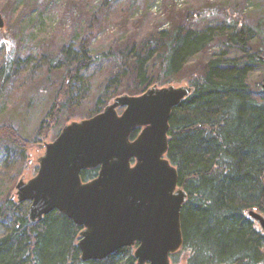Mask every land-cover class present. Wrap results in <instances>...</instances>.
<instances>
[{"label":"trees","instance_id":"obj_1","mask_svg":"<svg viewBox=\"0 0 264 264\" xmlns=\"http://www.w3.org/2000/svg\"><path fill=\"white\" fill-rule=\"evenodd\" d=\"M56 1L38 0L21 18L38 11L42 16ZM247 1L239 0L234 6L237 17L229 24L231 32L216 39L211 32L200 33L195 28L191 11L173 8L166 14L171 26L168 31L155 30L147 37L125 42L113 38L99 56L91 55L93 42L103 25L111 22L109 14L116 0H102L101 9L95 12L77 15V11L68 10L75 25L86 23L81 37L52 36L43 41L36 54L15 65L0 58L3 81L14 74L25 83L36 71L43 77L57 72L63 76L58 96L35 139H24L8 123L0 127V142L10 143L12 150L19 149L20 158L25 159L31 146L56 139L54 129L71 120L61 122L62 113L69 107L70 116L83 120L103 112L117 96H137L154 85L185 80L193 93L173 110L168 133L167 158L176 167L179 186L188 195L181 213L183 246L171 255L172 264H264V232L248 215L250 211L264 215V91L261 84L254 89L248 83L249 73L257 65L264 66V24L256 33L245 23ZM119 12V19L127 16ZM214 42L226 50L208 59ZM230 52L240 57L230 58ZM200 55L203 60L193 62ZM102 64L112 65L114 72L110 71L102 94L85 113L81 102H87L95 69ZM74 86L79 90L77 99L69 96ZM70 101L73 104L68 106ZM139 132L135 131L131 139ZM97 176L98 169L81 174L83 182ZM28 208L29 203H15L10 196L0 203V264L137 263L134 248H123L102 261L82 262L77 246L82 228L58 211L33 225Z\"/></svg>","mask_w":264,"mask_h":264},{"label":"water","instance_id":"obj_2","mask_svg":"<svg viewBox=\"0 0 264 264\" xmlns=\"http://www.w3.org/2000/svg\"><path fill=\"white\" fill-rule=\"evenodd\" d=\"M5 24L0 14V29ZM192 91L189 85H155L65 125L40 147L37 175L16 184L18 204L30 203L29 221L36 225L58 211L81 227L82 262L135 248L136 264H172L171 255L183 246L181 213L188 195L167 158L168 132L173 109ZM92 169H99L98 176L83 182L82 172ZM250 216L264 232V217Z\"/></svg>","mask_w":264,"mask_h":264},{"label":"rangeland","instance_id":"obj_3","mask_svg":"<svg viewBox=\"0 0 264 264\" xmlns=\"http://www.w3.org/2000/svg\"><path fill=\"white\" fill-rule=\"evenodd\" d=\"M36 1L38 0L11 2L0 0V14L6 22L5 27L0 29V58H5L9 62L14 61L13 65L31 54H36L37 50L42 47L43 41L52 36L81 37V28L86 23L83 21L75 25L72 19L73 14L69 15L68 10H75L79 15L82 11L95 12L102 7V0H57V4L51 5L42 16L38 11L21 18L22 13L26 12L29 6ZM238 2L239 0H116L109 14L111 22L101 28L98 38L93 42L91 55L99 56L102 51L107 50L113 43V38L125 42L129 39L147 37L155 30L168 31L171 26L166 14L173 8L180 12L191 11L194 14V21L196 20L195 28L200 33L211 32L216 39L220 35L231 32L229 24L233 21L232 17H237L234 6ZM58 5L62 8H56ZM243 10V20L248 27L256 33L260 32L259 29H262L261 25L264 24V0H248ZM119 11H122V14L126 12L127 16L122 15L119 19ZM82 16H86L85 12ZM106 37L110 38L106 40ZM225 50V47L214 42L208 59ZM227 54L230 58L240 57L237 52ZM200 60H203L201 55L197 56L193 62ZM95 70L96 75L90 96L86 103L81 102L85 113L90 112L97 98L102 94L110 71L114 72L112 65L108 64H102L101 67L97 65ZM39 73L36 71L34 78H30L25 83L14 77V74L5 81L0 77V127L4 124H12L21 132L24 139L30 141L35 139L63 82V76L58 72L47 76L43 69L42 73L46 74L45 77L40 76ZM248 82L254 89L264 82V66L257 65L248 75ZM174 85L182 86L188 83L183 80ZM78 91V86H74L70 89L69 96L77 99ZM75 98L73 102L77 105ZM73 102L70 101L68 106H71ZM69 108L62 113L61 122L65 119H71L67 124L81 121L69 115L71 113ZM118 112L121 114L122 110ZM63 127L58 125L53 135L57 137ZM54 140L50 139L41 143H50ZM11 147L13 146L8 142H0V203L8 196L11 200L15 198L13 201L17 203L16 184L22 177L28 181L37 175L38 160L44 155L42 149L33 145L26 151L25 159H21V151L12 150ZM2 231L0 226V233Z\"/></svg>","mask_w":264,"mask_h":264},{"label":"bare ground","instance_id":"obj_4","mask_svg":"<svg viewBox=\"0 0 264 264\" xmlns=\"http://www.w3.org/2000/svg\"><path fill=\"white\" fill-rule=\"evenodd\" d=\"M250 73H251V72H250ZM250 73H249V74H250ZM248 83H249V82H248ZM249 84H250V83H249ZM260 84H261L262 90L264 91V88H263L264 82H262V83H260ZM250 85H251V84H250ZM154 86H155V85H154ZM156 86H158V85H156ZM167 86H168V85H167ZM152 87H153V86H152ZM158 87H160V86H158ZM162 87H165V86H162ZM192 93H193V91H192ZM123 95H128V94H123ZM191 95H192V94H191ZM120 96H122V95H120ZM130 96H132V95H130ZM137 96H139V95H137ZM117 97H119V96H117ZM114 99H115V98H114ZM114 99H113V100H114ZM113 100H112V102H113ZM112 102H111V103H112ZM174 109H175V108H174ZM174 109H173V110H174ZM122 111H123V110H122ZM172 112H173V111H172ZM170 120H171V119H170ZM169 131H170V130H169ZM168 133H169V132H168ZM168 137H169V136H168ZM43 145H44V143H38L37 147L40 148V147L43 146ZM40 149H41V148H40ZM42 150L44 151V149H42ZM251 212H255V213H257V214H260V213L257 212V211H250L249 214H248L249 216H250V213H251ZM260 215L264 217V215H262V214H260ZM250 218L253 219L251 216H250ZM28 219H29V218H28ZM253 220L259 224L258 221H256L255 219H253ZM181 223H182V222H181ZM31 224H32V223H31ZM259 226H260V224H259ZM182 233H183V232H182ZM78 248H79V247H78ZM111 256H112V255H111ZM109 257H110V256H109ZM80 259H81V257H80ZM106 259H107V258H106ZM104 260H105V259H104ZM100 261H102V260H100ZM87 262H89V261H87ZM84 263H86V262H84Z\"/></svg>","mask_w":264,"mask_h":264},{"label":"flooded vegetation","instance_id":"obj_5","mask_svg":"<svg viewBox=\"0 0 264 264\" xmlns=\"http://www.w3.org/2000/svg\"><path fill=\"white\" fill-rule=\"evenodd\" d=\"M98 174H99V169H98ZM12 200H14V201H15V198H12Z\"/></svg>","mask_w":264,"mask_h":264}]
</instances>
